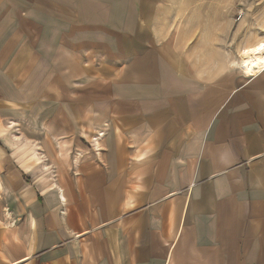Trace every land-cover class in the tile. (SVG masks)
<instances>
[{
	"label": "crops",
	"instance_id": "obj_1",
	"mask_svg": "<svg viewBox=\"0 0 264 264\" xmlns=\"http://www.w3.org/2000/svg\"><path fill=\"white\" fill-rule=\"evenodd\" d=\"M181 10L0 0V264H264V69Z\"/></svg>",
	"mask_w": 264,
	"mask_h": 264
},
{
	"label": "rangeland",
	"instance_id": "obj_2",
	"mask_svg": "<svg viewBox=\"0 0 264 264\" xmlns=\"http://www.w3.org/2000/svg\"><path fill=\"white\" fill-rule=\"evenodd\" d=\"M171 2L182 8L180 20L197 23V32L214 39L217 49L222 50L237 69H243L240 66L242 60L249 65L264 60V54L260 55L264 50V0ZM17 108L14 103H8L3 120L7 134L12 138L20 129L30 127L29 111Z\"/></svg>",
	"mask_w": 264,
	"mask_h": 264
},
{
	"label": "built area",
	"instance_id": "obj_3",
	"mask_svg": "<svg viewBox=\"0 0 264 264\" xmlns=\"http://www.w3.org/2000/svg\"><path fill=\"white\" fill-rule=\"evenodd\" d=\"M264 69V66H256L254 68V70L250 73H248L244 68H243V71L249 75H256L257 73H259L260 71H262ZM104 132L101 131L98 133V136L97 137H100V136H103Z\"/></svg>",
	"mask_w": 264,
	"mask_h": 264
},
{
	"label": "bare ground",
	"instance_id": "obj_4",
	"mask_svg": "<svg viewBox=\"0 0 264 264\" xmlns=\"http://www.w3.org/2000/svg\"><path fill=\"white\" fill-rule=\"evenodd\" d=\"M258 66H264V65H258ZM255 67H256V66H255ZM255 67H253V70H254ZM253 70H251V72H252ZM94 140L96 141L95 143L99 144V141H98V140H99V137H98V138H95ZM95 145H96V144H95ZM60 195H61V194H60Z\"/></svg>",
	"mask_w": 264,
	"mask_h": 264
}]
</instances>
